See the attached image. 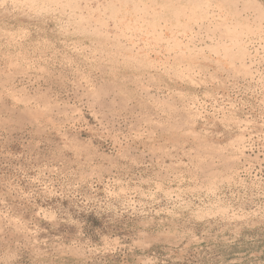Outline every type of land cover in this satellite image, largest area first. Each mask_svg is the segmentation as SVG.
I'll use <instances>...</instances> for the list:
<instances>
[{
	"label": "rangeland",
	"instance_id": "374dc122",
	"mask_svg": "<svg viewBox=\"0 0 264 264\" xmlns=\"http://www.w3.org/2000/svg\"><path fill=\"white\" fill-rule=\"evenodd\" d=\"M0 264H264V0H0Z\"/></svg>",
	"mask_w": 264,
	"mask_h": 264
},
{
	"label": "bare ground",
	"instance_id": "6f19581e",
	"mask_svg": "<svg viewBox=\"0 0 264 264\" xmlns=\"http://www.w3.org/2000/svg\"><path fill=\"white\" fill-rule=\"evenodd\" d=\"M252 2V1H251ZM255 3V2H254ZM249 4V3H248ZM254 5V4H253ZM263 11V10H262Z\"/></svg>",
	"mask_w": 264,
	"mask_h": 264
}]
</instances>
